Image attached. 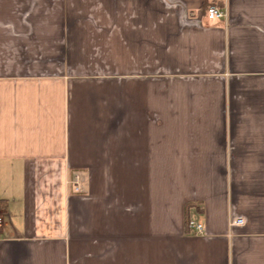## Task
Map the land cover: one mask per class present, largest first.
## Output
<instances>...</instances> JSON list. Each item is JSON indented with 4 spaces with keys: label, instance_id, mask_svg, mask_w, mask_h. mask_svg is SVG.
<instances>
[{
    "label": "crops",
    "instance_id": "crops-1",
    "mask_svg": "<svg viewBox=\"0 0 264 264\" xmlns=\"http://www.w3.org/2000/svg\"><path fill=\"white\" fill-rule=\"evenodd\" d=\"M215 1L0 0V264H264V0Z\"/></svg>",
    "mask_w": 264,
    "mask_h": 264
},
{
    "label": "built area",
    "instance_id": "built-area-1",
    "mask_svg": "<svg viewBox=\"0 0 264 264\" xmlns=\"http://www.w3.org/2000/svg\"><path fill=\"white\" fill-rule=\"evenodd\" d=\"M207 17L210 20H221L224 19L227 16V11L225 7L220 6L219 4H211L207 8ZM78 177V176H77ZM75 178L72 180L74 190L77 192H81L82 189V184L78 178ZM243 223V219L241 217L233 219V224H241ZM2 220L0 219V233L2 230ZM188 226L197 234H202L204 232V225L201 221L195 220V219H189L188 220Z\"/></svg>",
    "mask_w": 264,
    "mask_h": 264
},
{
    "label": "trees",
    "instance_id": "trees-1",
    "mask_svg": "<svg viewBox=\"0 0 264 264\" xmlns=\"http://www.w3.org/2000/svg\"><path fill=\"white\" fill-rule=\"evenodd\" d=\"M206 1H207V7L206 8H208L211 4L219 3V2H217L215 0H206Z\"/></svg>",
    "mask_w": 264,
    "mask_h": 264
}]
</instances>
